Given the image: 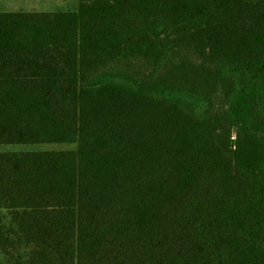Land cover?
<instances>
[{
	"label": "trees",
	"instance_id": "trees-1",
	"mask_svg": "<svg viewBox=\"0 0 264 264\" xmlns=\"http://www.w3.org/2000/svg\"><path fill=\"white\" fill-rule=\"evenodd\" d=\"M8 264H264V0L0 12Z\"/></svg>",
	"mask_w": 264,
	"mask_h": 264
},
{
	"label": "rangeland",
	"instance_id": "rangeland-1",
	"mask_svg": "<svg viewBox=\"0 0 264 264\" xmlns=\"http://www.w3.org/2000/svg\"><path fill=\"white\" fill-rule=\"evenodd\" d=\"M78 0H0V12H75ZM74 145H2L0 152L74 150ZM0 264H8L6 256L0 251Z\"/></svg>",
	"mask_w": 264,
	"mask_h": 264
}]
</instances>
